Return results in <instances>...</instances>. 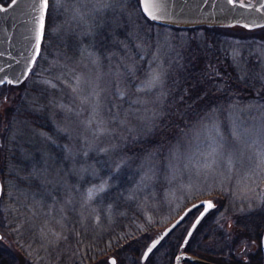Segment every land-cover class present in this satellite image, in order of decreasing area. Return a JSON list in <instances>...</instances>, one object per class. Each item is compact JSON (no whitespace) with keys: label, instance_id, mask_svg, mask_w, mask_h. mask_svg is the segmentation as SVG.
I'll return each mask as SVG.
<instances>
[{"label":"rangeland","instance_id":"rangeland-1","mask_svg":"<svg viewBox=\"0 0 264 264\" xmlns=\"http://www.w3.org/2000/svg\"><path fill=\"white\" fill-rule=\"evenodd\" d=\"M178 28L140 0H49L28 77L0 86V264H141L153 236L202 198L217 207L195 247L219 224L243 264H263L264 26ZM191 77L198 102L183 108L182 136L154 132L162 152L124 148L159 129ZM199 211L144 264H174Z\"/></svg>","mask_w":264,"mask_h":264},{"label":"water","instance_id":"water-1","mask_svg":"<svg viewBox=\"0 0 264 264\" xmlns=\"http://www.w3.org/2000/svg\"><path fill=\"white\" fill-rule=\"evenodd\" d=\"M10 5L11 1L7 4L0 2V7L7 9V11L0 12V86L4 84L19 85L28 77L40 53L43 39L37 40L42 0H18L16 5ZM140 6L143 11L141 0ZM47 11L48 8L44 13L45 22ZM144 14L151 19L146 13ZM155 14L159 18L151 20L180 27L238 24L247 28H256L264 26V0H159V10ZM37 44H39V48H37ZM2 194L3 181L0 177V198ZM209 201L214 206L206 210V202ZM216 207L217 202L213 198H202L188 205L176 219L159 230L149 241L142 253L141 264L146 262L155 248L195 209L200 211L196 214L182 238L179 249L174 256V264H184L185 262L193 264H234L216 261L187 249L199 225ZM0 238H4L1 232ZM157 240H159V243L145 257L144 253ZM261 249L264 264V228L261 237ZM112 259L116 260L115 256H110L109 260Z\"/></svg>","mask_w":264,"mask_h":264},{"label":"trees","instance_id":"trees-1","mask_svg":"<svg viewBox=\"0 0 264 264\" xmlns=\"http://www.w3.org/2000/svg\"><path fill=\"white\" fill-rule=\"evenodd\" d=\"M11 0H0V2L7 4ZM198 28V27H197ZM178 29H192V28H178ZM203 58V56H202ZM212 61H209L211 63ZM193 77L190 79H185V80H180L176 83V87L174 88V92L172 93V97L170 98L169 102V109L170 111L167 110L163 114V117L161 119L162 123L160 124L159 129L157 128L154 131H150L152 135H150L149 139H143V140H136L132 143H129L126 147V149H131V151H134L132 153L134 154H145L149 150H156L155 144L160 145L161 149H157L156 151L162 152L165 151L163 150L166 148L165 146L168 145L169 143L168 140L164 137H162L160 140L154 141L153 140V135L154 132L158 131L162 134L165 135L167 138L170 137L171 133L173 134H179L182 136L180 133L181 127L188 125L191 120H189L188 116H192V111H183V108H186V106L189 104L188 102H192L189 107H193L197 105L198 98L193 99V97L196 94H191V98H188L189 92L194 90L191 85V81H193ZM190 81V82H188ZM188 82V83H187ZM231 88V85L229 84L228 86ZM227 87V88H228ZM229 89H227L228 91ZM192 99V100H191ZM186 105V106H185ZM197 111V110H196ZM188 112V113H187ZM194 113V112H193ZM187 117V118H186ZM178 135V136H179ZM177 136V137H178ZM155 143H154V142ZM171 141V140H169ZM145 151V152H144ZM135 165V164H133ZM245 227V226H244ZM212 229L213 231L216 232V235H207L205 238L208 239L209 245L210 246H205L204 248H200L201 246L198 244L195 247V243L193 240L190 241L188 248L192 251H195L196 253L203 255L205 257H208L210 259L222 261V262H228V263H237V264H243L248 261L246 252L244 249L242 250L237 243V237L231 233H229L227 230L224 229L222 225L216 224L215 227L213 226ZM242 228V227H241ZM246 228V227H245ZM176 230V229H175ZM175 230L169 235L171 237ZM198 230V229H197ZM169 237L167 239H169ZM255 238H257V235L255 233ZM257 240V239H256ZM175 243L172 242V246ZM173 249V248H172ZM175 250V249H173ZM171 253V252H170ZM0 257L2 255L0 254Z\"/></svg>","mask_w":264,"mask_h":264},{"label":"snow or ice","instance_id":"snow-or-ice-1","mask_svg":"<svg viewBox=\"0 0 264 264\" xmlns=\"http://www.w3.org/2000/svg\"><path fill=\"white\" fill-rule=\"evenodd\" d=\"M59 2V0H57ZM113 2H118V0H113ZM18 3V0H11V5L14 6ZM142 7L144 13H146L151 19L155 20L158 19L157 15L155 14L159 10V0H141ZM108 5L105 4V7ZM48 8V0H42V9H41V14L39 16V27H38V33H37V40L39 41L40 39L43 38L44 35V29H45V10ZM7 11L6 8L0 7V12ZM96 11H100V9H96ZM37 48H39V44H37ZM11 83V81H9ZM105 151H107L105 149ZM102 190V189H101ZM214 205L209 201L206 202V210L211 209ZM159 243V240L153 242L151 247L148 248L147 252L144 253V256L147 257L148 253L152 252V249L156 247V244ZM187 243V241H185ZM179 259V257H177ZM110 264H117V261L115 259H112L110 261Z\"/></svg>","mask_w":264,"mask_h":264},{"label":"flooded vegetation","instance_id":"flooded-vegetation-1","mask_svg":"<svg viewBox=\"0 0 264 264\" xmlns=\"http://www.w3.org/2000/svg\"><path fill=\"white\" fill-rule=\"evenodd\" d=\"M191 213H193V212H190V214H191ZM190 214H189V215H190ZM189 215H188V216H189ZM188 216H187V217H188ZM186 219H187V218H186ZM186 219H184V221H186ZM162 243H163V242H162ZM160 245H161V244H160ZM160 245H159V246H160ZM159 246H158V247H159ZM154 251H155V250H154ZM152 253H153V252H152ZM165 260L167 261L166 257H165Z\"/></svg>","mask_w":264,"mask_h":264}]
</instances>
